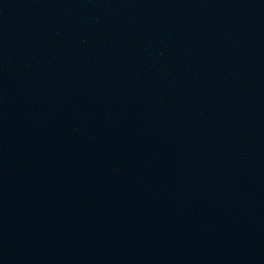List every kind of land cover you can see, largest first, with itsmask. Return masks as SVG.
I'll return each instance as SVG.
<instances>
[{"label":"water","instance_id":"water-1","mask_svg":"<svg viewBox=\"0 0 264 264\" xmlns=\"http://www.w3.org/2000/svg\"><path fill=\"white\" fill-rule=\"evenodd\" d=\"M0 264H264V0H0Z\"/></svg>","mask_w":264,"mask_h":264}]
</instances>
